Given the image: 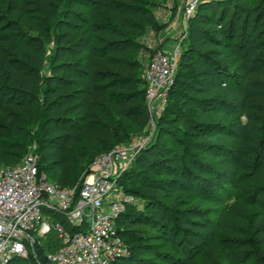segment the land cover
<instances>
[{"label": "trees", "instance_id": "obj_1", "mask_svg": "<svg viewBox=\"0 0 264 264\" xmlns=\"http://www.w3.org/2000/svg\"><path fill=\"white\" fill-rule=\"evenodd\" d=\"M164 1L0 0V165L36 144L67 189L130 143L149 120L142 53L156 48L142 38ZM157 128L120 180L144 209L119 218L130 254L114 264H264V0L199 4ZM59 244L36 247L40 261Z\"/></svg>", "mask_w": 264, "mask_h": 264}, {"label": "built area", "instance_id": "obj_2", "mask_svg": "<svg viewBox=\"0 0 264 264\" xmlns=\"http://www.w3.org/2000/svg\"><path fill=\"white\" fill-rule=\"evenodd\" d=\"M203 0H189L185 14L192 17ZM188 27L170 49L156 48L143 77L150 129L168 105ZM144 147L118 145L100 155L95 169L74 187L63 189L41 172L37 145L17 165H0V264L33 253L38 264H114L130 254L118 220L135 197L120 185ZM55 233L60 244L45 251L41 262L36 247Z\"/></svg>", "mask_w": 264, "mask_h": 264}, {"label": "crops", "instance_id": "obj_3", "mask_svg": "<svg viewBox=\"0 0 264 264\" xmlns=\"http://www.w3.org/2000/svg\"><path fill=\"white\" fill-rule=\"evenodd\" d=\"M180 1L175 2V0H167L165 4H162L154 9L155 14L162 24V29L159 32H154L148 29L145 36L142 38V42L146 44L149 48H159L170 49L175 43V39L178 37V32L183 27H188L187 22H184L182 18V9L177 6L180 5ZM143 61L145 67L149 62L151 54L149 52H144Z\"/></svg>", "mask_w": 264, "mask_h": 264}, {"label": "rangeland", "instance_id": "obj_4", "mask_svg": "<svg viewBox=\"0 0 264 264\" xmlns=\"http://www.w3.org/2000/svg\"><path fill=\"white\" fill-rule=\"evenodd\" d=\"M178 1H180L181 3H180L179 6L176 7V9L177 10H178V8H181L182 9V11H183L182 18L184 19V22L185 21L187 22L186 25H188V23H189V17L186 16V14H185V6L188 4L189 0H175V2H178ZM166 2H167V0H165L162 3H158L157 4V7L160 6V5H162V4H165ZM183 28H186V27H183ZM177 35H178V37L175 39V41H178L182 37L183 30L180 29ZM46 49H47V58L50 60L51 57L54 54V51H55L54 43L53 42L48 43ZM142 55H143V57L145 56V54H142ZM144 67H145V64H144ZM174 104H175V106H178V101H177L176 98H174ZM137 125H138V127H142L140 124H137ZM159 131H160V129H158V128H156L155 131H152L150 129V124H149V120H148V122L145 125V127H142L140 130L131 133L130 143L126 144L125 142H122L121 145H126L127 147H136L139 143L142 142V143H144V147L142 148V150H144V149H146L150 144H152L159 137ZM148 157H152V155L149 154ZM89 169H91V171H93L95 169V164H92L89 167ZM124 183L126 184V187H128V188H129V186L130 187L131 186L137 187L139 185L138 184V180H136L135 177L132 176V175H126L124 177ZM134 197H135L134 203H132L133 206H134V208L136 210L142 211L144 209L143 199L140 196H138V197L134 196ZM133 222L134 223H136V222L143 223L144 222V219H142L141 217H138V218L134 219ZM203 264H212V263H210L208 261V262H204ZM220 264H225V263H223V262L220 261Z\"/></svg>", "mask_w": 264, "mask_h": 264}]
</instances>
